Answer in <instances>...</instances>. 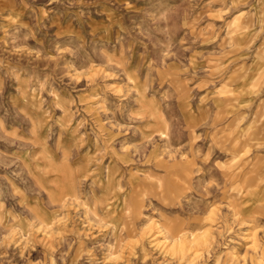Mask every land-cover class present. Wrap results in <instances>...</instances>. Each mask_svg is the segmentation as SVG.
I'll return each instance as SVG.
<instances>
[{"label":"rangeland","instance_id":"rangeland-1","mask_svg":"<svg viewBox=\"0 0 264 264\" xmlns=\"http://www.w3.org/2000/svg\"><path fill=\"white\" fill-rule=\"evenodd\" d=\"M263 190L264 0H0V264H264Z\"/></svg>","mask_w":264,"mask_h":264},{"label":"crops","instance_id":"crops-1","mask_svg":"<svg viewBox=\"0 0 264 264\" xmlns=\"http://www.w3.org/2000/svg\"><path fill=\"white\" fill-rule=\"evenodd\" d=\"M263 194H264V190H263L262 193H258V194H256V195H253V194L248 195V196H249V197H248V198H249L248 201H252L253 203H254V202L262 203V202H264Z\"/></svg>","mask_w":264,"mask_h":264}]
</instances>
